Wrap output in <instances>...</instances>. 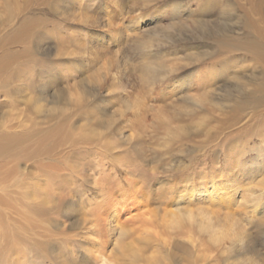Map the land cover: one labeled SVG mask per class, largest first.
Here are the masks:
<instances>
[{
    "label": "rangeland",
    "instance_id": "rangeland-1",
    "mask_svg": "<svg viewBox=\"0 0 264 264\" xmlns=\"http://www.w3.org/2000/svg\"><path fill=\"white\" fill-rule=\"evenodd\" d=\"M3 1L2 16L9 0ZM61 1L64 16L58 15L60 10L56 13L50 9L49 2H45V8L40 5L37 13L63 26V37L75 30L71 40L60 42L55 36L51 41L35 31L29 39L9 48H2L0 42L4 51H0V61L8 51L19 58L0 73V132L10 128L8 134L24 133L22 128L29 129V125L53 116L51 111L60 112L54 109L56 106L71 104L67 93L73 84L100 81L103 84L98 83L97 90L94 85L88 92V101L99 116L88 122L94 127L90 131L104 135L95 140L112 138L114 149L109 158L113 161L99 156L100 152L98 161L93 160L89 149L88 154L83 147L73 151L61 138L65 131L51 137L50 146L55 147L48 149V156H37L32 154V144L40 137L31 136L11 157H0V182L21 176L32 183L51 171L55 175L61 172L60 180L67 178L76 192L78 185L90 188L93 179L105 181L111 175L117 185L107 206L114 210L109 219L114 229L111 226L109 241L100 237L105 253L101 249L96 252L98 261L94 264H264V196L257 206L253 205L255 201L249 204L255 197L253 191L260 195L258 185L264 177V100L254 102L260 97L256 89L263 73L262 66L242 49L249 41L264 48V0ZM83 16H87L86 23L80 19ZM63 17L67 22H60ZM7 21V15L0 17L3 42L12 34ZM54 28L53 34L59 27ZM76 50L97 52L92 67L84 74L79 71L81 67L65 66L67 58L78 59L68 57ZM33 57L44 66L38 67ZM21 67L32 68L34 74L24 73L36 76L35 82H44L40 90L31 84L36 88H29L32 96L26 94L28 85L24 81L23 85ZM61 70L69 71L66 75L70 77L61 76L66 81L56 83L58 96L54 97L53 88L49 92L51 77ZM41 71L47 74L42 77ZM210 71L211 76L206 78ZM110 74H119L116 77L120 78L112 81L106 77ZM73 90L69 92L74 95ZM82 118L70 119L74 129L83 124ZM79 152L83 156L78 159ZM245 195L249 196L246 201ZM86 196L96 208L92 192ZM54 201L50 199L54 208L48 211L49 217L57 219L58 215L68 231L82 225L84 215L73 212L70 200L62 208ZM208 221L213 222V230L224 233L233 225L234 233L244 238L242 243L234 233L218 243L214 237L211 241L212 234L199 230Z\"/></svg>",
    "mask_w": 264,
    "mask_h": 264
},
{
    "label": "bare ground",
    "instance_id": "bare-ground-1",
    "mask_svg": "<svg viewBox=\"0 0 264 264\" xmlns=\"http://www.w3.org/2000/svg\"><path fill=\"white\" fill-rule=\"evenodd\" d=\"M4 1H3V3H4ZM20 1L19 0L6 1L5 12H3V13H5V15H7V17H8L7 23H9L8 27L10 28V30H12V34L10 33L11 35L9 37H6V39H4V42L0 41L2 43L1 44L2 48L5 47V45H7L9 48L10 46L15 45L16 42H20L24 38L29 39L32 36V34L35 33V31H41L42 37L44 38L47 35V37L51 41H54V39L56 38L55 36H58L61 39L60 42L64 41L65 38L71 40L70 34H73V33L75 34V30H69L70 31L69 36L66 35L65 37H63V35H62V32H63L62 30H64L63 26H57L55 23L52 24L51 19L44 17V16L41 17L37 13L38 10L40 9L39 8L40 5H42V7L45 8V6H46L45 2H49V8L52 9L53 11L55 9L56 13H58V10H60L61 5H62L61 0H59L57 3L54 2L55 0H40L41 2L40 1L35 2V0H20ZM50 1H53L54 3L51 2L52 5H50L51 4ZM2 7L4 8V6H2ZM35 8L37 9V11H35L36 10ZM73 14H74V12H73ZM58 15L64 16L65 14L62 12L61 14L59 13ZM4 16L1 15L0 17H4ZM86 17L87 16L81 17L80 18L81 21L84 20V22L86 23ZM108 19H110V18H108ZM131 19H132V17H131ZM136 19H137V17H136ZM63 21L67 22L66 18L63 17L60 22H63ZM3 22L1 21L2 24H3ZM110 25H111V23H110ZM54 27H56V28L59 27L58 31H56L55 34L52 33V31L55 29ZM130 27H132V26H130ZM137 27L138 26H136V28ZM133 28H135V26H133ZM1 29H3V28H1ZM4 30H6V29H4ZM69 31H67V32L69 33ZM2 34L3 33H1L0 36ZM110 34H113V33H110ZM119 34H121V33H119ZM1 40H3V39H1ZM5 40H7V41H5ZM33 40H35V39H33ZM58 43H59L58 41H57V43H55L56 46H58ZM225 44H224V46H225ZM32 49H34V48H32ZM242 49H243V51L245 50V53H247L248 55L249 54H250V56L252 55L253 58L259 63V65L262 66L263 76H261V78H260V80L262 82H260V84H258L257 89H256V91H258L260 97L258 99H254V102L263 101L264 100V48L259 47L254 41H249V42L243 44ZM0 51H2V50H0ZM2 52H4V51H2ZM96 53L97 52H95V51H89V52H84L83 50L73 51V52L68 54V57L74 58L75 56H77L78 59L73 60V59L67 58V60H66L67 63H65V66H68L69 69H70V67H71V69L74 67H77V68L81 67L82 69H79V71H81V74H84L85 70H87L86 72H88V70H90V67H92L95 58H97ZM55 54H56V52H55ZM29 57H31V55ZM16 58H18V56H16V55L13 56L12 54H9V51H8V54L4 55V57L0 61V73L2 74V72H3L2 70L4 69V67H6V65L10 61H12V60L14 61ZM33 58H34L33 62L36 63L38 65V67L39 66L41 67V65H42V67L44 66L43 64H41L40 61H38L39 58L38 59L36 57H33ZM46 58H47V56H46ZM25 61H26V59H25ZM45 62H48V60ZM22 64H23V62H22ZM23 65H25V64H23ZM31 66H33V65H31ZM24 67H21V69H20L23 73H24V71H26V72L31 71V74H34V73H32V72H34V70H32V68L23 69ZM10 68H12V67H10ZM10 68H9V70H10ZM69 69H66V70H69ZM42 70H43V68H42ZM10 71L7 70V72H10ZM36 71L38 72L37 67H36ZM76 71H78V70H76ZM22 72H21L20 76L23 74ZM37 72H35V73H37ZM11 73L12 72H10V74ZM67 73H69V71L65 72V71L61 70L60 74L58 76H52L51 77L52 79L50 78L52 80V82L50 81L51 84H50V88H49L50 91L49 92H51V88H53V91H54V89H57L55 87L57 85L56 83H58L59 80L66 81V78L70 77L69 75H66ZM111 73L115 74L114 72H111ZM15 74H16V72H15ZM28 74H29V72H28ZM28 74H25L24 77H22V76L21 77L23 78L22 82L24 81L28 85L27 91L29 93H26V94L27 95L30 94L29 96H32L31 93H33V92L30 91L29 88L30 87L32 88L33 87L32 85L34 84L35 87L38 88L39 90L42 89L41 86H42L43 80L42 79L38 80L36 78V80H38V81L35 82L34 78L36 76L33 77L34 75L29 76ZM44 74H47L46 71H41L42 77H44L43 76ZM211 74H212V72L210 71L206 78H209L211 76ZM61 76H63V78L65 76L66 77L65 80L62 79ZM116 76H119V74L118 75L116 74ZM116 76H113L110 74L106 77H109L110 80L113 81L115 79L120 78V77L117 78ZM106 77H104V78H106ZM46 78H49V77L47 76ZM18 79H21V78L17 77V80ZM1 81H3V80H1ZM16 83H17V81H16ZM25 83L23 85H25ZM98 83L103 84V82H100V81H98L97 83L94 82L93 84L87 83L86 85H81V86L78 84L77 85L73 84L70 88H68V93H67V101L69 103L71 102V104H69L66 107H61V108L56 106L54 109H57L60 112L51 111L50 113H53V116H52V114L48 115L49 113H46V115H48V117L44 118L45 120H43L41 123L31 124V125H29L30 126L29 129L22 128L21 131H23L24 133L20 132L21 134H18V133L13 134L11 132L10 134H8V132H10V130H11L10 128H6V129L2 130L0 132V157L1 156L3 157L5 155L8 156L10 154L13 155L14 151L16 152L17 151L16 149H19V147L22 146V143L26 140V138H28V137L32 138L31 136H39L40 137L38 141H35L32 144V154H36L37 156H42V157L48 156V154L50 153V150H48V149L55 147V145L50 146L51 137L56 135L58 132L65 131V135L62 134L63 137L61 136V138L66 141L65 142L66 144L70 143V148H72L73 151L77 152L80 148L83 147V148H86L87 153H88V149H89V153H91L90 155L93 158V160L95 159L98 161V155L100 152L99 156H101L103 158L105 157V159L107 161L112 162L113 160L109 158L110 155L112 156V154H110V153L114 149V147H112V142L110 141L112 138L107 136L106 138H103L102 142H101V139L95 140V138L103 137L104 135L102 132H97L96 130L90 131L91 127H93V126H91V124L89 123L90 121L88 122V119H91V118L97 116V114H98L97 112H95V108L92 107L90 102L88 101V97L90 96V94L88 93L89 90L92 91V88L94 87V85L96 86V90H97V84ZM7 85H4V87ZM78 87H80V88H78ZM36 88L33 87L32 89H36ZM73 89H75V90H73ZM109 89H110V87H109ZM71 90L75 91L76 93L73 95L71 92H69ZM36 91L37 90H35V94L38 93V92L36 93ZM52 95H54V97L56 95L58 96V91L55 90ZM38 96H39V94H38ZM8 98L9 97H7V99ZM73 117H76V120L79 118H82V117H84V118L86 117L87 119L82 118L83 124H81L78 128L76 127L74 129L73 128L74 126L72 125V122H71L72 120H70ZM46 120L48 121L47 123H46ZM54 120H57V122L55 123V125L50 127L49 124H51ZM83 120H85V121L87 120V121L85 122ZM91 121H92V119H91ZM227 121H229V120H227ZM105 127H107V126H105ZM107 130H109V129H107ZM120 130H122V128H120ZM244 131H246V130H244ZM114 134H115V131H114ZM56 146H57V144H56ZM116 149H117V147H116ZM92 154H96V155H92ZM11 155H10V157H11ZM81 155L83 156L82 152H79V155L78 156L75 155V156H77L79 159V156H81ZM88 163H89V161H87V165H88ZM101 165H103V164H98V166H101ZM87 167H89V166H87ZM17 171H19V170H17ZM17 171L15 172L16 174H17ZM63 171H64V169H63ZM68 171H70V169L65 170L64 172H68ZM51 172L49 173L50 174L49 176H46L44 174L45 176L44 175H43L44 177L42 176L43 179L40 177L42 179V181H40L41 179H37V181L35 180L32 183L31 182L28 183L26 180L24 181V179H22L21 176H18V177L15 176L16 179L13 177H11L8 180L3 179L2 180L3 182L2 181L0 182V264H48V262L50 264H52L51 262H53L54 264H94L95 262H93V261H98V257H97L98 253L96 255H95V253L99 252L101 247H102V243L100 242V239H103V238H100V237L104 236L107 239L110 235L109 233L111 232V228L113 227V229H114V226H112V224L109 221L110 215L113 214L112 213L113 208H108V206L110 204L107 206V200L111 199L110 198L112 196L111 190L114 188V186L117 185V181H113V179H111V175L108 176L106 178L107 180H105V181H101L100 179L96 178V179H93L92 183H90L92 185V186L89 185L90 188L87 185L84 186L81 184V185H78V187L76 188V192H74L75 188L71 184L72 182L68 181L67 178H65L64 181H63V179L60 180V176H62V175H60L61 172H60V174L56 173V175H55V173H51ZM10 173H12V175H13V172H10ZM15 173H14V175H16ZM19 173H20V171H19ZM22 175H24V174H22ZM82 175H83V173H82ZM87 175H89V174H87ZM263 176H264V174L261 177H263ZM0 179H2V178L0 177ZM33 180H34V178H33ZM68 182H70V183H68ZM119 186H120V184H119ZM86 187L88 190H86ZM258 187L260 188V190H259L260 192L258 193L260 195L257 196L256 195L257 191L256 192L253 191L254 192L253 194L255 197L252 196L254 198V199L252 198V200H253L252 203H250L249 200H247L249 202V204H253L254 201H255V204H253V205L258 204L261 200V196H264V177L260 180ZM91 192H92V199L94 201L93 203L97 202V205H98L97 206L95 204L96 208L94 206L92 207L90 205V203L92 204V202H90L89 199L87 200L86 195L88 193H91ZM16 194L20 198L17 197ZM75 194L79 195L80 197L77 196L78 198L75 201H72V198ZM247 197H249V196L244 197L243 200L246 201V199H248ZM53 198L55 199L58 206H60V208H62L63 205L67 201L70 200L71 207H73L72 208L73 212L75 210L74 213L81 214L82 217L84 215L82 222H81L82 225H80V226L77 225V227L72 228L74 230L68 231L60 223V221L58 219V215H57L58 220L55 218L49 217L47 215L48 211L49 210L51 211L54 208L51 206V202H50V199H53ZM73 199H75V198H73ZM240 201H242V200H240ZM245 201H243V202L245 203ZM108 202H110V200ZM243 202H242V204H243ZM78 209H79V211H77ZM113 212H114V210H113ZM52 214H50V215L52 216ZM105 215L106 216L108 215V217H106L107 219L104 217ZM212 223L210 224L209 221L204 223L206 226L202 223L203 225L201 224V226H199V230L201 231L203 229V231H205L206 233L212 234L211 235L212 236L211 241H213V242H214V240H213L214 238H215L216 243H218L219 242L218 240L220 238H221V240H223L228 234L235 232V230H233V225H232V230L230 232H228V229H227V232H225V233L221 229L220 230H218V229L213 230V227L211 226ZM177 225L180 226V223ZM235 225H237V224L235 223ZM116 228L117 227H115V230H117ZM147 229H149V228H147ZM146 232H147V230H146ZM152 235L153 234L151 233V236ZM233 237H235V239L239 238L240 241L244 239L241 235L238 236L235 233H234ZM155 239H156V237H155ZM228 239L231 240V236ZM241 243H242V241H241ZM234 245H235V243H234ZM105 246H107V245L105 244ZM102 249H101V252L103 251ZM212 250H213V248H212ZM82 252H83V255L81 254ZM137 253H140V251H137ZM132 256H133V258L135 257L134 255H132ZM138 257H139V255H138ZM130 258L132 259V257H130ZM139 258L137 260H139ZM141 260L143 261V259H141ZM211 261H213V260H211ZM102 262H103V259H102ZM210 264H212V262H210Z\"/></svg>",
    "mask_w": 264,
    "mask_h": 264
}]
</instances>
